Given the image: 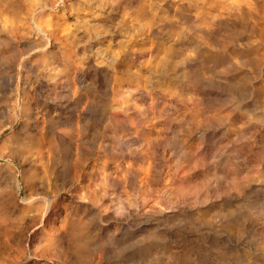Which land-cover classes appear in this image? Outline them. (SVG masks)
Wrapping results in <instances>:
<instances>
[{
  "label": "rangeland",
  "instance_id": "rangeland-1",
  "mask_svg": "<svg viewBox=\"0 0 264 264\" xmlns=\"http://www.w3.org/2000/svg\"><path fill=\"white\" fill-rule=\"evenodd\" d=\"M263 2L0 0V141L19 146L15 179L0 163V264L23 258L33 230L21 171L46 166L24 127L48 117L54 156L85 166L75 180L42 170L35 187L64 204L47 231L71 213L146 264H264ZM17 95L30 119L13 120Z\"/></svg>",
  "mask_w": 264,
  "mask_h": 264
},
{
  "label": "bare ground",
  "instance_id": "bare-ground-1",
  "mask_svg": "<svg viewBox=\"0 0 264 264\" xmlns=\"http://www.w3.org/2000/svg\"><path fill=\"white\" fill-rule=\"evenodd\" d=\"M262 4L261 6L264 9V2ZM260 33H264V28H261ZM24 97L25 96L21 95L15 97L13 109L16 113L13 120L24 116L30 119L32 116L31 111H25L28 108V102ZM46 105L48 104H45V107ZM45 111L48 112V109H45ZM45 111L41 112L44 115H48ZM112 113L113 116H116V112L112 111ZM52 122V117H48L47 123H45L46 125L43 124L42 127H40L41 130L37 129L36 123L24 127L25 135L29 136V140L23 143L25 144L24 147L29 146L26 148V151H28L32 160L44 164L46 167H43L42 170L53 174L56 180H58V178L75 180L84 171L85 156L83 153H79L77 157L70 159L69 163L64 159V156H54L52 146L56 142V139L54 131L52 130ZM33 130L37 132L41 131L42 135L38 137L34 134L36 132L28 133ZM33 136L38 138V140L34 146H31L32 142L30 138ZM58 138H60V136H58ZM17 147L5 143V140L0 141V159L5 160L4 162L0 161V163L6 167L9 171V175H11L13 179H15L18 169L14 162V160H16L14 152ZM44 160H47V162ZM58 162L61 163L59 169L50 167ZM42 170L34 168L28 173L24 170L21 171L23 180L28 183L32 191L30 196H26L22 199L23 205L21 211L26 213L27 221L30 224V228L33 227V230L30 233L27 232L29 234L26 233L25 236L20 235L19 237V243L24 242L21 247L22 249H20L23 258L18 260L16 262L17 264H29V262L38 264V260L44 255H48L49 257L53 255L57 256L68 264H146L143 262L145 251H138L134 249L133 246L131 247L128 238H124L122 235L117 237L115 233L111 235L106 234L109 230V225H99L97 221H93V223L90 224L89 219L83 220L81 216L72 217L70 213L59 220L60 224L51 227V230L47 231L46 225L49 223L52 216V222L54 223V216L56 214L54 212H57L54 208L61 209L64 204L59 196L60 192H58V189L47 191L45 188L39 190V187H35L37 181L43 182L45 174L42 173ZM54 187L58 188L57 183ZM3 229V231H5L8 227H4ZM104 230L105 233H103ZM20 232L22 233V231ZM34 233L35 235L37 233L39 234V237L37 236L39 244L25 254L23 250L26 248L25 246L30 248L28 244L34 241ZM121 234H123V232ZM7 244L11 246L8 240ZM37 248L40 249V253L36 251ZM188 254L190 253L188 252Z\"/></svg>",
  "mask_w": 264,
  "mask_h": 264
}]
</instances>
